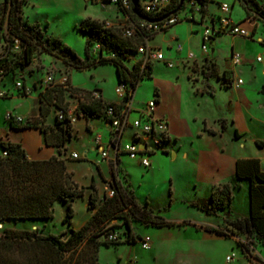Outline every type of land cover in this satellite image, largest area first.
<instances>
[{"label":"rangeland","instance_id":"1","mask_svg":"<svg viewBox=\"0 0 264 264\" xmlns=\"http://www.w3.org/2000/svg\"><path fill=\"white\" fill-rule=\"evenodd\" d=\"M222 1L232 6V16L236 21L243 17L245 10L239 0H212L208 5L209 12L216 17L220 15L218 3ZM189 14V9L183 8L177 13L181 19L178 24L150 39L151 46L163 48L166 59H169L173 66L168 67L166 63L159 61L152 62V77L139 81L133 93L135 103L133 107L137 110L144 108V101L155 99V87L162 91L164 104L174 108L177 127L181 134L177 159H172L169 150L168 154H163L166 158L165 163L159 165L153 175H149L146 168H134L128 177L131 188L141 204L148 201V207L154 210L160 209L163 218L182 225L155 228L132 221V236L136 238V242L131 244L125 241L126 226L121 220L117 223L113 220L110 224L117 228H109L108 233L116 235L121 240L118 245L109 247L102 245L99 248V264H264L263 243L250 234L238 231L232 225L235 217L244 218L243 214L248 208L244 181L239 182L236 188L232 182H229L232 185V203L215 215H207L194 205L200 204L201 201L209 202L212 191L219 187H211L210 178L206 174L199 175L202 151L217 148L225 157L245 153L250 157H257L262 165L264 164V147H259L254 141L261 139L264 142V76L261 74L263 66L254 61L259 47L255 42L239 40L238 36L225 34H216L214 41L207 44L210 52L214 49L213 56L220 65L228 63L232 47L241 53L242 63L238 68L244 84L241 88L235 87L239 91L235 110L239 128L246 131L242 144L234 139L233 126L229 124V119H224V116H230L229 113L232 111L227 106L232 99V91L222 87L224 84L229 85L230 78L241 77L232 71H225L222 76L221 70L217 67L216 71L212 72L209 68L212 61L209 58H186L188 53L201 57L199 34L204 26L210 23L207 18L201 24L198 13L194 15L193 23L188 20L191 15ZM20 16L23 23L38 24L45 37L60 40L53 53H48L39 46L34 60L25 67L17 68L15 72L17 75L40 78L44 77L46 70L52 71L57 77L70 74L72 69L64 63V57L58 51L61 44L70 47L81 59H84L86 54L90 56V42L100 40L101 37L98 34H86L79 30L82 20L88 18L97 21L103 29H109L117 38H124L122 28L128 24L114 6L87 0H24L21 4ZM245 25L249 27V24L245 23ZM191 30L198 31V34H193ZM262 30L259 23L257 35ZM88 38L90 42L86 43ZM177 43H182L184 46L185 51L182 54L174 53ZM127 64L130 66V62ZM116 76L112 64H100L90 69L72 71V80L78 89L101 91L106 99L119 102L120 98L115 92L118 84ZM224 77L227 79L225 82L222 80ZM209 85L214 87L212 96L202 93ZM66 100L69 105L77 104L68 96ZM11 103L12 101L2 104L0 109ZM137 110L130 113V121L138 118ZM206 126L214 129L229 127L230 130L228 128L223 134L212 136L202 132ZM200 133L203 134L200 136ZM236 137L240 135L237 134ZM131 140L132 134L126 130L122 141ZM73 143L82 150L80 140H73ZM80 155L79 163L87 165L82 160L84 155L82 151ZM122 157L123 161L130 160L127 155ZM122 172L119 166L117 176L123 182L126 176ZM78 175L81 176L80 173ZM111 184L112 178L106 181L107 187ZM87 189V192H93L91 188ZM83 196L71 202L73 210L71 222L76 225L77 230L82 226L78 228L77 223L82 224V219L89 212V197ZM66 210L67 204L57 201L53 206L52 218L45 223L27 220L8 221L0 225V233L2 227H12L35 230L43 235L52 233L65 239V232L71 228L70 224L62 223ZM227 210L231 213L230 217L225 215ZM198 224L220 228L227 236L209 234L202 229H196L195 225ZM107 234L100 235L98 239L104 240ZM144 240L149 244V249L142 247L141 241ZM228 255L232 257L230 263L225 261Z\"/></svg>","mask_w":264,"mask_h":264},{"label":"trees","instance_id":"2","mask_svg":"<svg viewBox=\"0 0 264 264\" xmlns=\"http://www.w3.org/2000/svg\"><path fill=\"white\" fill-rule=\"evenodd\" d=\"M243 3L247 15L254 14L264 19V8L256 0H239ZM8 24L12 34L17 36L24 44L26 50L24 57L18 61L12 60L7 65V70L13 73L17 68H22L34 60L37 49L42 48L48 53H53L55 47L60 44L58 38L45 37L38 24H26L21 21L20 10L24 0H7ZM178 5L174 0L169 13ZM206 11V8H202ZM79 30L84 33L98 34L100 40L90 42V48L99 45V52L89 55L84 59L77 57L73 50L61 44L58 51L64 57V63L71 69L81 71L90 69L100 64H112L115 68L118 83H125L126 94L123 104L128 102L139 81L152 77V62L141 66V60L136 52L142 42L141 36L134 38H117L109 29H103L94 20L84 19L79 25ZM114 54V57L111 55ZM132 57V58H131ZM134 59V60H130ZM207 59V58H205ZM130 62V66L127 64ZM212 72L216 71V65L209 64ZM218 77V76H217ZM224 82L227 79H222ZM229 85L231 81L229 80ZM225 85V87H229ZM131 90V91H130ZM74 93V95H73ZM76 97L77 112L86 119L105 117L106 106L121 107L119 103L105 102L100 95L93 96L92 91H84L72 88L69 83L64 88L60 85L47 88L39 98L38 116L31 118L26 127L39 128L45 138V144L58 148V155L45 160H30L20 144L1 142L0 147V225L12 221H41L46 222L53 216V206L57 201L67 204V210L63 224H71L73 214L71 202L84 195V187L73 179L71 172L67 170L64 158L65 143L72 137V125L65 120L57 118L56 111L63 112L69 106L66 97ZM53 116L52 124H46L49 115ZM13 125V123H10ZM18 125V124H15ZM206 129V127H204ZM224 131V130H223ZM215 134L214 130H208ZM259 147H264L262 140H255ZM7 155L3 156L2 152ZM119 161L112 170V184L114 194H105L101 202L97 203V193L94 184L89 196V209L92 211L89 218L78 229L69 228L66 239L60 235L48 233L39 234L35 230H22L12 227H2L0 233V264H99V248L115 246L120 243L117 240H109L108 229L115 225L111 221L117 220L126 226L127 243H135L132 236L131 222L148 227H171L182 225L169 221L161 215V211L148 207V203L140 204L131 188V184L118 179ZM235 176L237 179L249 181V214L247 217H235L232 225L242 233L250 234L264 245V170L261 169L258 158H237L235 161ZM233 200L232 185L229 182L215 188L208 201L195 203L198 208L207 215H215L219 210L228 207ZM225 215L231 216L229 210ZM196 229H202L209 234L227 236L220 228L208 225H195ZM117 228V227H116ZM233 232V231H232ZM108 233V234H107ZM107 234L104 240L98 237Z\"/></svg>","mask_w":264,"mask_h":264},{"label":"built area","instance_id":"3","mask_svg":"<svg viewBox=\"0 0 264 264\" xmlns=\"http://www.w3.org/2000/svg\"><path fill=\"white\" fill-rule=\"evenodd\" d=\"M89 2H100L101 4H107L114 6L120 15L128 22L126 27L122 28V35L125 38H134L141 36L142 42L137 48V56L141 60V66L144 68L147 63L159 61L167 64L168 67H172L171 61L164 57L163 51L160 48L153 47L150 45V39L161 32L168 30L170 27L178 24L181 19L177 13L183 8H188L190 12L189 21L195 22L194 15L196 13L200 16V23L202 24L207 18L210 23L204 26L201 32V52L203 54L208 53L207 44H209L216 34H229L232 36H239L243 38H250L252 31L243 27L240 23L235 22L230 15L231 6L226 1L218 3V9L220 15L217 17L208 11L209 2L212 0H183L180 10L176 14H172L169 17L153 22L163 17L166 14L174 11L180 0H177L178 5L171 10V5L174 0H137V12L138 15L133 13V2L132 0H87ZM7 0H0V82L3 78L10 76L12 81V89L14 93L21 96L30 95L35 89V86L27 85L24 81V77L21 74L13 73L7 70V65L11 64L12 60L17 59L20 61L25 54L26 44H24L17 36L12 34L10 26L8 24V4ZM202 8H206V11ZM261 44V53L255 58L257 62H262L264 58V35L259 40ZM184 48L181 43H177L175 51L178 53L183 52ZM99 52V45L96 44L91 48L92 54ZM114 57V54L111 55ZM193 53L186 55L187 59H194ZM231 61L233 64L238 65L241 62V55L233 53L231 55ZM232 87H240L243 84L241 78H230ZM40 92L38 94V100L41 94L52 86L60 85L64 88L68 87V76L60 75L56 76L50 70H46L44 77L38 82ZM125 83H118L115 88V92L120 98L119 104L121 107L117 110L115 106H106L104 120L110 127L111 133L106 144V148L101 147V158L105 159L108 157V150H112L114 158L119 156L127 155L130 160H138L139 164L144 168L151 166L150 157L151 155L161 152L164 153L166 150L167 143L169 141L168 124L166 119L158 118L155 116L156 98L148 100L144 104V108L137 110L139 112L138 118L130 121V113L134 111L130 100L126 103H122L123 98L126 94ZM131 91V90H130ZM8 96V91L0 89V98ZM93 96L98 97L97 92H93ZM135 110V111H136ZM57 118L59 120H65L70 125H74L81 113L77 112V105H69L65 112L61 110L56 111ZM4 119L8 123L21 124L22 117L13 114L11 111H7L4 114ZM130 128L132 131L131 141H122V137L125 131ZM94 144L99 146L102 141L101 134H95L93 138ZM3 156H6V151L2 152ZM72 159L79 158L77 153L70 154ZM106 194L112 196L114 189L109 185L107 187ZM109 240H117V236L114 234L108 235ZM141 245L145 249H149V244L144 240L141 241ZM225 261L230 263L232 261L231 255L226 256Z\"/></svg>","mask_w":264,"mask_h":264},{"label":"crops","instance_id":"4","mask_svg":"<svg viewBox=\"0 0 264 264\" xmlns=\"http://www.w3.org/2000/svg\"><path fill=\"white\" fill-rule=\"evenodd\" d=\"M238 1V0H237ZM241 2V1H240ZM258 4L262 8H264V0H256ZM243 5V3H242ZM232 7V6H231ZM243 8L244 5H243ZM209 11V8H207ZM245 10V9H244ZM231 18L235 21L240 23L243 27L249 29L252 31L251 37L250 38H243L238 36L239 40L246 39L251 42L257 43V47H259L258 52L255 55V58L261 53V44L259 42L260 38L264 35V19L257 17L254 14H249L247 15V12H244L243 17L239 18L238 21L234 19L232 16V12H230ZM194 23V22H193ZM245 23L249 24V27L245 25ZM260 23V27L263 28L261 33L257 35L258 32V24ZM197 24V23H195ZM193 34H198V31H193L191 30ZM199 40L201 44V33L199 34ZM229 35V34H225ZM214 41V38L213 40ZM182 44V43H181ZM163 51L164 57L165 53L162 47H158ZM184 48V46H183ZM175 51V47H174ZM185 50H183L184 52ZM178 52H174L176 54H182ZM202 53V52H201ZM233 53H239L238 51L234 50L232 47L230 50V57L228 63H223L219 64L218 61L214 58V49H211V52L208 50L207 54L201 55V57H197L195 55V59H205L209 58L211 61L216 65L217 69L219 68L221 70V75L224 76L225 71H232L234 72L238 77H241L240 75V70L238 66L242 63V59L240 64L235 65L231 61V55ZM254 58V61L256 63H261L263 68L261 74L264 76V58L262 62H257ZM169 60V59H167ZM72 71H77V70H71L70 74H68V80H69V85L72 88H78L76 85H74L73 80H72ZM66 75V74H64ZM24 81L27 85L30 86H35V89H33V92L30 95L27 96H21L17 95L14 93V90L12 89V81L10 76H7L2 79L0 82V89L7 90L8 91V96L5 98H0V106L4 103H9V101H12V103L7 106L0 109L1 114H0V143L1 142H11V143H17L20 144L21 147L25 150L26 156L30 160H45L49 159L52 156H57L58 155V148L55 146H48L45 144V138L43 132L36 127H26L27 123L31 120V118L37 117L38 116V94L40 92L39 88V81L41 80L40 77L36 76H23ZM117 77V76H116ZM29 78V79H27ZM243 80L244 84V79L241 77ZM118 81V79H117ZM9 82V83H8ZM228 90L232 91V99L230 100V103L227 105L229 106L232 111L229 113L230 116L226 117L224 116V119H229V124L233 126V137L235 140H239L242 144H244V138H245V133L243 129L239 128L238 126V121L236 118V103L239 100V91L238 89H235L234 87H225L222 86ZM242 85L240 86V88ZM239 88V89H240ZM135 91V90H134ZM35 92V93H34ZM97 92V91H95ZM214 92V87L213 85H209L207 87L206 91H202L203 94H208V95H213ZM100 97L105 101V102H115L119 103L118 101H110L109 99H106L103 96V93L101 91L97 92ZM155 98H156V107H155V116L158 118H164L167 121L168 124V134H169V141L166 146V150L164 153L157 152L153 155H151V166L149 168H146V171L148 172L149 175H153V173L157 170L159 165H163L165 163L166 158L164 157L163 154H168V151L171 150L172 153V159L176 160L178 153L177 150L180 148V130L177 127V115L174 111V108L172 107H167L164 104V95L162 94V91L158 88L155 87ZM257 94H262V93H257ZM263 95V94H262ZM74 103H78L77 99L71 98ZM150 100V99H149ZM148 100L144 101L146 103ZM163 101V102H162ZM130 104L134 111L136 110L133 106H135L133 97L130 101ZM77 105V104H73ZM137 107L139 106L136 105ZM7 111H11L13 114H17L22 117V123L18 125H11L4 119V114ZM53 121V116L52 114L49 115L46 119V124H52ZM229 127H227L228 129ZM214 130L215 134H211L208 132V130ZM226 128H212L206 126V129H204L202 132L205 134H209L212 136L216 135H221L227 130ZM224 130V131H223ZM230 130V128L228 129ZM128 133L132 134V131L130 128L127 129ZM107 132V133H106ZM101 134L102 141L99 146H96L94 144L93 138L95 134ZM111 130L110 127L108 126L107 122L102 118V117H94V118H89L86 119L83 116L79 117L78 120L74 125H72V137L65 143V148H64V154L63 157L66 158V166L67 170L71 172L73 179L79 184V186H83L85 188L84 196L83 197H89L91 192H87V188H90L91 183L94 184V187L96 189V193L98 196L97 203L101 202L103 196H104V188L106 189L107 192V186H106V181L110 180L112 178V170L113 167H116V160L119 161V165L122 169V173L125 174L127 181L130 171L134 168H144L141 166L138 162V160H129V161H123V157L119 156V158H114V154L112 153V150H108V157L105 159L101 158V147L106 148V144L108 142L109 136H110ZM200 133V136L203 134ZM239 134L240 137H236V135ZM73 140H80L82 142V150H79L77 146L73 143ZM255 140H261V139H255ZM254 140V141H255ZM241 144V145H242ZM263 148V147H262ZM1 151V147H0ZM83 152V157L82 160L84 163H79L80 162V152ZM72 153H77L79 155V158L77 159H72L70 157V154ZM237 158H257V157H250L249 155H246L245 153L238 154V156H229L225 157L220 154L219 150L217 148H212L210 151H202L201 152V161L200 163L202 166H199V175H207V177L210 178V184L211 187H216V186H222L226 182H232L233 186L235 188L238 186L239 182L244 181L245 184V190L247 191V204L248 208L247 211L243 214L244 217H247L249 214V181L247 179H237L235 176V161ZM260 165L261 169L264 170V164L262 165L261 160ZM86 167H85V166ZM80 173L81 176L78 174ZM119 179V177H118ZM120 180V179H119ZM105 181V182H104ZM121 181V180H120ZM130 183V182H129ZM237 183V184H236ZM247 183V185H246ZM234 188V189H235ZM92 190V189H90ZM210 190H212L210 188ZM211 192V191H210ZM233 193V192H232ZM209 194V192H208ZM82 198V197H81ZM138 200V199H137ZM139 202V200H138ZM148 203V201H146ZM140 203V202H139ZM141 204V203H140ZM149 204V203H148ZM144 205V204H142ZM87 210V208H86ZM92 211L89 209L88 214L84 216L82 219L83 223L81 224L80 222L77 223V227L83 225L84 222L89 218L90 214ZM114 223H117V220H114ZM39 223H44V222H39ZM71 228L74 230L76 229V225L74 226L71 222L70 224ZM156 228V227H155ZM161 228V227H160Z\"/></svg>","mask_w":264,"mask_h":264},{"label":"water","instance_id":"5","mask_svg":"<svg viewBox=\"0 0 264 264\" xmlns=\"http://www.w3.org/2000/svg\"><path fill=\"white\" fill-rule=\"evenodd\" d=\"M132 2H133V5H134L133 13H135V14L138 15L137 8H136V7H137V0H132ZM182 3H183V0H180L178 7H177L174 11H172V12L169 13V14L164 15L163 17H161V18H159V19L151 20V21H153V22L161 21V20H163V19L169 17V16L172 15V14H176V13L180 10V8H181V6H182ZM69 234H70V232H68V233L66 234L65 239L69 236Z\"/></svg>","mask_w":264,"mask_h":264}]
</instances>
